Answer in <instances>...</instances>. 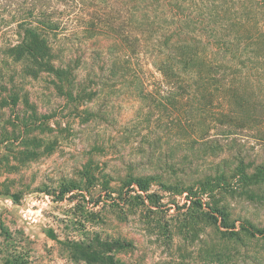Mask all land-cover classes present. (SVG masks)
<instances>
[{
  "label": "trees",
  "instance_id": "16d2710c",
  "mask_svg": "<svg viewBox=\"0 0 264 264\" xmlns=\"http://www.w3.org/2000/svg\"><path fill=\"white\" fill-rule=\"evenodd\" d=\"M15 24L16 41L0 60L1 107L28 101L12 75L8 87L1 81L8 71L3 66L11 64L20 66L23 78L50 77L54 90L68 99L81 92L78 78L91 82L83 97L92 94V118L119 116L131 130L137 117L151 111L135 107L138 100L173 111L170 124L185 134L182 144L225 147L233 162V176L216 163L213 176L204 174L196 187L176 185L177 191L206 205L201 215L217 225L221 238L264 239V226L244 218L236 228L230 208L215 199L222 191L264 198V0H26L18 5ZM248 138L257 161L247 160L249 149L241 150ZM124 177L127 190L135 192L134 185L150 198L149 185L159 176ZM227 177L235 179L230 183ZM74 185L65 184L63 191ZM128 245L94 233L79 250L92 264H125L114 252Z\"/></svg>",
  "mask_w": 264,
  "mask_h": 264
},
{
  "label": "rangeland",
  "instance_id": "374dc122",
  "mask_svg": "<svg viewBox=\"0 0 264 264\" xmlns=\"http://www.w3.org/2000/svg\"><path fill=\"white\" fill-rule=\"evenodd\" d=\"M20 3L26 0H0L1 61L17 38ZM3 67L9 72L1 81L8 87L12 75L28 101L0 106V264H92L79 247L91 243L94 233L129 242L114 252L125 264H264V239L221 238L217 225L201 215L206 205L177 191L176 185L196 187L204 174L213 176L216 163L233 176L225 147L182 144L185 134L170 124L173 111L152 109L149 99L134 103L151 111L137 117L131 130L119 116L92 118V94L83 97L92 83L81 77L76 84L81 92L68 99L48 76L23 78L19 65ZM247 140L241 150L249 149L247 160L257 161L249 148L253 139ZM128 172L159 176L149 185L150 198L134 185L135 192L127 190ZM68 183L77 188L63 191ZM215 199L230 208L236 228L244 218L264 226V198L222 191Z\"/></svg>",
  "mask_w": 264,
  "mask_h": 264
}]
</instances>
